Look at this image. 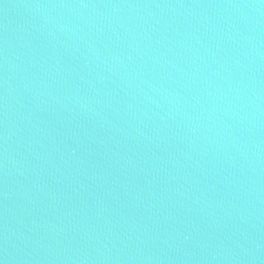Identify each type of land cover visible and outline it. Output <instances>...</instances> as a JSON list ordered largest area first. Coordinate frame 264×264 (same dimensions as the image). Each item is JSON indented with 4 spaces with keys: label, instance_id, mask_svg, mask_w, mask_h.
I'll use <instances>...</instances> for the list:
<instances>
[{
    "label": "water",
    "instance_id": "1",
    "mask_svg": "<svg viewBox=\"0 0 264 264\" xmlns=\"http://www.w3.org/2000/svg\"><path fill=\"white\" fill-rule=\"evenodd\" d=\"M0 264H235L130 143L41 0H0Z\"/></svg>",
    "mask_w": 264,
    "mask_h": 264
}]
</instances>
